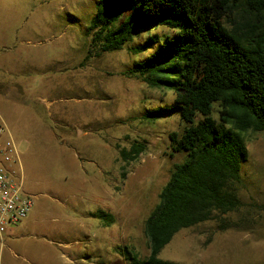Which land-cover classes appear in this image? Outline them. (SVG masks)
<instances>
[{
	"label": "rangeland",
	"instance_id": "obj_1",
	"mask_svg": "<svg viewBox=\"0 0 264 264\" xmlns=\"http://www.w3.org/2000/svg\"><path fill=\"white\" fill-rule=\"evenodd\" d=\"M96 0H0V144L11 139L16 176L31 197L27 216L2 234L0 264H128L125 246L145 258V219L184 153L170 149L176 115L144 119L174 102L125 73L153 48L148 25L122 48L101 52L87 34ZM96 52H100L96 55ZM137 141L135 159L120 152ZM242 207L177 232L160 258L179 264H264V132L245 133ZM120 249V250H119Z\"/></svg>",
	"mask_w": 264,
	"mask_h": 264
},
{
	"label": "trees",
	"instance_id": "obj_2",
	"mask_svg": "<svg viewBox=\"0 0 264 264\" xmlns=\"http://www.w3.org/2000/svg\"><path fill=\"white\" fill-rule=\"evenodd\" d=\"M148 25L175 33L129 48L153 50L125 74L173 92L172 104L143 118L176 115L181 128L169 134L170 149L185 156L144 221L148 255L119 250L128 264H179L159 256L177 232L210 220L220 230L230 228L224 215L243 205L245 133L264 132V0H96L86 33L104 52L122 48ZM144 149L134 141L120 154L132 160Z\"/></svg>",
	"mask_w": 264,
	"mask_h": 264
},
{
	"label": "built area",
	"instance_id": "obj_3",
	"mask_svg": "<svg viewBox=\"0 0 264 264\" xmlns=\"http://www.w3.org/2000/svg\"><path fill=\"white\" fill-rule=\"evenodd\" d=\"M16 159L12 140L3 141L0 144V238L24 219L32 206L31 197L23 190L21 176L15 175L13 162Z\"/></svg>",
	"mask_w": 264,
	"mask_h": 264
}]
</instances>
